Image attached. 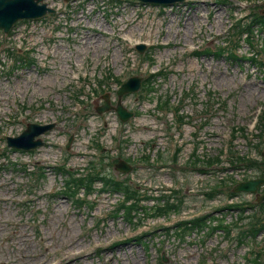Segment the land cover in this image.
I'll return each instance as SVG.
<instances>
[{
  "label": "rangeland",
  "instance_id": "374dc122",
  "mask_svg": "<svg viewBox=\"0 0 264 264\" xmlns=\"http://www.w3.org/2000/svg\"><path fill=\"white\" fill-rule=\"evenodd\" d=\"M117 1L57 0L54 14L20 22L7 34L0 31V103L7 111H0V264H248L252 252H264V230L257 234V245L253 234L246 247H240L236 234L248 225L234 228L230 239L194 230L183 239L176 230L180 219L225 207L227 190L214 200L202 194L225 168V188L231 177H256L257 171L236 157L264 161L259 120L264 112V34L254 30L253 43L260 44L256 60L249 57L256 51L248 38L239 60L194 55L196 50L225 46L235 17L261 12L264 0H183L165 7ZM131 31L137 34L126 37ZM137 44H145L146 50L138 52ZM152 74L154 91L142 86L122 97L133 112L127 122L115 110L97 111L104 94L117 105L120 82L131 76H141L144 82ZM196 83L200 99L185 103L189 123L180 128L162 101L171 96L170 107L177 106L184 90L192 93ZM29 122H53L55 127L39 148H7L6 137L19 135ZM180 147L179 163H172ZM194 147L200 155L218 156L222 164L187 165ZM146 155H162L169 167L146 171ZM118 158L131 165L125 176L133 179H126L132 187L140 182L149 193L180 190L187 199L181 214L157 215L154 205L148 208L153 216L143 209L130 219L118 211L119 196L109 190L91 196L94 207L63 193L66 178L58 169L62 162L82 172L92 162L116 177L123 174L115 168ZM14 163L35 165L34 176L27 180ZM240 196L259 200L256 194ZM222 213L227 210L214 216ZM227 217L231 220L232 214ZM146 232L140 241L137 236ZM161 255L166 261H160Z\"/></svg>",
  "mask_w": 264,
  "mask_h": 264
},
{
  "label": "trees",
  "instance_id": "16d2710c",
  "mask_svg": "<svg viewBox=\"0 0 264 264\" xmlns=\"http://www.w3.org/2000/svg\"><path fill=\"white\" fill-rule=\"evenodd\" d=\"M256 25L264 26V15L262 13L257 12L255 14V19L253 23L251 24V26L254 27ZM201 54L202 52H198V55H201ZM218 54L220 55L227 54V55L236 57L238 54V47L236 45L231 48L224 47L217 53V55ZM261 125L263 126V128L261 129V134H262V132L264 133V118L261 121ZM216 160L219 161L218 157L216 158ZM237 160L247 161L248 165H258L257 161L252 160V159H247L245 157H237ZM263 175H264V171L260 173V176H263ZM244 179H247V178H244ZM97 182H101L104 189L113 188L114 190H123L125 194V200L122 202V204L118 208V211L124 209V212H121V213L125 214V217H128L130 219L135 217V213H137V211L141 207L140 203L142 201V197L140 196L139 190L133 189L129 184L123 181H118V180H115L113 177H110L108 175H103V173L99 171L95 166H92L91 169L88 172H86V174H81L80 172L69 173V178L67 177L66 185L70 191L77 190V193L75 195H78L82 189H84V192L86 195H89L97 189L96 188ZM223 184H224V181H219L215 189H218V187L222 186ZM229 194L232 197L237 195L232 190H229ZM132 199H135L136 201L130 202ZM159 200H163V198H160ZM79 202L82 203L83 200ZM165 204L168 206V209H171L175 205L174 201L171 202L169 199L165 200ZM159 209L160 211H165L164 206H159ZM242 219L244 218L240 217V220ZM208 220H209L208 216H202V217L194 218L191 221L180 222L179 225L183 224L188 229L190 227L198 228L200 230H203L204 228H208L216 233L223 231L225 235H229V236L233 234V230L228 227V225L225 223L223 219L219 220L217 224H212V222L208 223L207 222ZM247 225L249 227L242 231V234L240 235V239H238L239 244H242V238L244 237L246 231L256 232L258 231L259 226H260L258 222L255 224L252 222H249L247 223ZM143 237L144 236H140L138 239L142 241ZM253 254H255L254 259L249 260V261L252 262V264H260V261H259V259L261 258L260 253H253ZM160 260L163 261L162 256H160Z\"/></svg>",
  "mask_w": 264,
  "mask_h": 264
},
{
  "label": "water",
  "instance_id": "95a60500",
  "mask_svg": "<svg viewBox=\"0 0 264 264\" xmlns=\"http://www.w3.org/2000/svg\"><path fill=\"white\" fill-rule=\"evenodd\" d=\"M143 1H151V2H157V3H173V2L181 1V0H143ZM46 10H47L46 5H38V2H36L35 0H28V1L27 0H0V25L5 27L6 29H9L11 24H13L16 20L23 18L27 15H28L27 17L40 16V15H43L46 12ZM32 11H33V14H32ZM11 18L14 20H12ZM138 49L143 51L145 49V46H138ZM140 85H141V78L132 77L126 83L122 85V87L118 91V94L121 97L124 93L136 91L140 88ZM110 108L111 106L109 105V102H106L104 106L99 108V111L103 112ZM117 111L123 120H127L131 116L130 113H127L123 109L120 101L117 107ZM53 126L54 124H47V125L29 124L28 128L20 136L8 137L9 145L16 146L18 148H24V149H31V148L37 147L38 145H42L43 144L42 140L40 139L35 140V137L51 129ZM117 169L123 172H129L131 170V166L127 164L125 161L120 160L117 163ZM263 183H264V178L251 179L245 182H240L239 184L235 186L234 191L235 192H257L259 186ZM263 200H264V193L259 198L260 202Z\"/></svg>",
  "mask_w": 264,
  "mask_h": 264
},
{
  "label": "bare ground",
  "instance_id": "6f19581e",
  "mask_svg": "<svg viewBox=\"0 0 264 264\" xmlns=\"http://www.w3.org/2000/svg\"><path fill=\"white\" fill-rule=\"evenodd\" d=\"M132 31H133V30H132ZM132 31H131L132 34H126V36H127V37H132V36H134L135 33L133 34ZM159 46H160V44H159ZM8 197H9V196H8ZM0 198H1V197H0ZM10 198H11V197H10ZM42 240H45V238L43 237ZM79 253H81V254L84 253V250L79 251ZM76 254H77V253H76ZM79 256H83V255H79ZM79 256H76V257H79ZM74 258H75V257H74ZM64 263H65V262H64ZM66 264H67V263H66Z\"/></svg>",
  "mask_w": 264,
  "mask_h": 264
}]
</instances>
